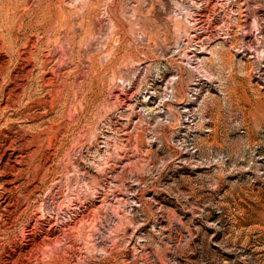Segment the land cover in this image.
I'll return each instance as SVG.
<instances>
[{"label":"rangeland","instance_id":"obj_1","mask_svg":"<svg viewBox=\"0 0 264 264\" xmlns=\"http://www.w3.org/2000/svg\"><path fill=\"white\" fill-rule=\"evenodd\" d=\"M0 264H264V0H0Z\"/></svg>","mask_w":264,"mask_h":264}]
</instances>
